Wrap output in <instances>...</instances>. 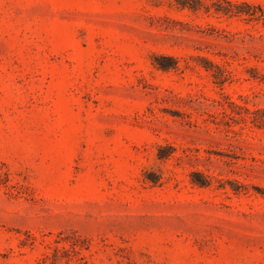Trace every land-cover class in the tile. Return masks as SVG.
Listing matches in <instances>:
<instances>
[{
  "label": "rangeland",
  "instance_id": "374dc122",
  "mask_svg": "<svg viewBox=\"0 0 264 264\" xmlns=\"http://www.w3.org/2000/svg\"><path fill=\"white\" fill-rule=\"evenodd\" d=\"M0 264H264V0H0Z\"/></svg>",
  "mask_w": 264,
  "mask_h": 264
},
{
  "label": "trees",
  "instance_id": "16d2710c",
  "mask_svg": "<svg viewBox=\"0 0 264 264\" xmlns=\"http://www.w3.org/2000/svg\"><path fill=\"white\" fill-rule=\"evenodd\" d=\"M176 67V65H160V67L159 68H161L162 70H168V69H173V68H175ZM205 68H208V67H205ZM207 70V69H206ZM199 185L200 186H205V183H203V182H200L199 183Z\"/></svg>",
  "mask_w": 264,
  "mask_h": 264
}]
</instances>
